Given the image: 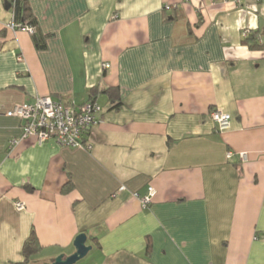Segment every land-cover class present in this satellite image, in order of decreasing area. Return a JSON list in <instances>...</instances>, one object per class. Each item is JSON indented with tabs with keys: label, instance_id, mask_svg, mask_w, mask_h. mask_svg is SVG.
Here are the masks:
<instances>
[{
	"label": "crops",
	"instance_id": "obj_1",
	"mask_svg": "<svg viewBox=\"0 0 264 264\" xmlns=\"http://www.w3.org/2000/svg\"><path fill=\"white\" fill-rule=\"evenodd\" d=\"M25 1L34 34L0 0V264L31 232L34 264L82 232L73 264H264V0ZM45 95L99 103L89 148L21 138L6 112Z\"/></svg>",
	"mask_w": 264,
	"mask_h": 264
},
{
	"label": "built area",
	"instance_id": "obj_2",
	"mask_svg": "<svg viewBox=\"0 0 264 264\" xmlns=\"http://www.w3.org/2000/svg\"><path fill=\"white\" fill-rule=\"evenodd\" d=\"M168 8L169 6H166V9ZM7 27L12 30H24L30 34L35 31L33 25L15 23L13 17ZM249 34L250 30L248 29L242 32L244 38ZM103 66L108 67L109 65L104 64ZM6 115L17 117L23 121L21 138L34 136L38 144L51 139L60 146L89 148L90 144L85 139V134L89 129L102 122V107L93 99L75 104L45 95L36 96L31 103L15 104L6 112ZM209 117L217 124L218 130H225L230 125L229 114L221 110H211ZM18 141L16 138L10 140V147ZM232 155L231 151L226 153L227 158ZM238 156L241 160H245L246 152H239ZM123 188L122 185L119 187V189ZM154 193V188L149 186L147 194L141 198L144 206ZM14 205L17 210H22L25 207L21 201H15Z\"/></svg>",
	"mask_w": 264,
	"mask_h": 264
},
{
	"label": "trees",
	"instance_id": "obj_3",
	"mask_svg": "<svg viewBox=\"0 0 264 264\" xmlns=\"http://www.w3.org/2000/svg\"><path fill=\"white\" fill-rule=\"evenodd\" d=\"M10 4V9L13 13V20L17 24H29L35 27L34 19L30 15L29 7L25 0H6ZM35 33V31H34ZM32 33V34H34ZM243 42L247 44L250 48L255 49L260 47V42L258 41L257 32L251 31L248 37L243 39ZM35 44L38 48H44L45 44L40 43L38 40H35ZM105 92L111 94V89H107ZM115 103V102H112ZM119 106V104H117ZM86 135V134H85ZM86 139V137H85ZM69 187H66L67 190ZM40 250V245L38 240L33 232L24 240L22 244V255L23 260L21 262H16L12 264H34L33 256Z\"/></svg>",
	"mask_w": 264,
	"mask_h": 264
},
{
	"label": "water",
	"instance_id": "obj_4",
	"mask_svg": "<svg viewBox=\"0 0 264 264\" xmlns=\"http://www.w3.org/2000/svg\"><path fill=\"white\" fill-rule=\"evenodd\" d=\"M4 2L5 8L8 9L10 4L6 0ZM86 239L85 233L78 234L73 241L74 252L69 255L59 254L51 260L50 264H73L83 258L91 249L90 245H86Z\"/></svg>",
	"mask_w": 264,
	"mask_h": 264
}]
</instances>
